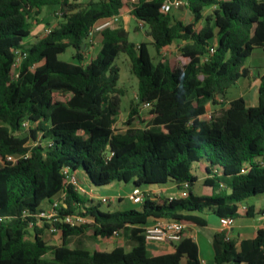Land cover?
<instances>
[{"label":"trees","instance_id":"obj_1","mask_svg":"<svg viewBox=\"0 0 264 264\" xmlns=\"http://www.w3.org/2000/svg\"><path fill=\"white\" fill-rule=\"evenodd\" d=\"M165 1L131 3L136 30L147 26L150 38L137 43L121 20L92 35L102 20L121 14L124 0H0V264H202L197 242L186 236L175 251L151 255L145 225L174 219L204 226L197 212L206 211L235 220L264 213L249 202L264 194V73L258 104L228 96L250 78L254 49L264 50V0H186L189 23L165 12ZM44 11L55 22L49 32L34 33ZM97 35L101 47L90 55ZM176 41L180 52L170 58L163 50ZM69 48L72 60L60 58ZM18 51L27 55L16 67ZM122 54L138 79L124 129L117 125L126 95ZM146 103L150 119L140 111ZM77 172L89 189L69 181V174L80 181ZM199 173L205 178L196 193ZM114 183L132 184L133 191L189 186L187 196L173 199L144 191L130 209L104 210L102 198L88 196ZM55 200H63L62 214L86 220L55 222L61 243L52 245L50 224L30 222ZM89 230L101 239L124 234L134 245H72ZM214 247L212 264H264V229L240 242L224 229Z\"/></svg>","mask_w":264,"mask_h":264},{"label":"crops","instance_id":"obj_2","mask_svg":"<svg viewBox=\"0 0 264 264\" xmlns=\"http://www.w3.org/2000/svg\"><path fill=\"white\" fill-rule=\"evenodd\" d=\"M126 5L122 9V12L120 14V20L124 23L128 18H131L133 15L131 14V3L137 1V0H124ZM172 14L177 18L181 19L186 23L192 22L194 20L193 13L188 9L186 3L178 8H174L172 10ZM126 26V25H125ZM150 39V38H149ZM101 47V43L99 45L94 44V46L90 49V55H92V51H96V53L99 51ZM180 43L174 42L172 45L164 48L163 53L167 55V52L173 51L175 54H178L180 52ZM95 53V54H96ZM247 66L251 67V73L250 78H242L239 82L240 86V93L239 96H243L249 105H256L258 104V87L260 84V78L259 75L264 73V70H258L255 68V66L251 65L247 61ZM230 98V97H229ZM231 99V98H230ZM228 102V101H227ZM210 111L214 109V106H209ZM205 178L204 174L199 173V179L198 183L195 186V192L200 193V186ZM114 187L118 186V183L111 184ZM143 191L150 192L154 195L158 196H170V195H178L179 189L176 184L174 183H168L163 186L155 185V186H147V187H141ZM91 190V191H90ZM88 196H95L96 189H90ZM133 192V189H132ZM130 193V195L132 194ZM117 200L121 204L124 202V198L122 194L117 195ZM250 204H252L256 211L261 210L264 208V194L257 196L252 201H250ZM245 206V205H241ZM244 210V208H242ZM197 214L203 218H205L208 223L207 225L200 226L195 223L186 222L187 228H186V237H191L193 240H195L199 246V255L201 261H207L210 263H213L215 258V247H214V235L218 232H221L224 230L223 226L220 223V217L214 214L212 211H206V212H197ZM160 219H150L149 222L145 225V228L153 226L156 222H158ZM264 229V214L263 213H257L255 216L247 217L242 216L236 219L235 224L228 230V233L230 237L236 238L239 242L242 239L246 238H254L258 232L259 229ZM59 234L60 233H54ZM46 237H49L51 234L48 230H45ZM120 237L123 238V240H118ZM61 238V235H60ZM101 239V238H100ZM105 241V244L107 246H99L102 249L105 250H111L115 245H123L127 250H130L134 243L128 239V237L124 234L120 236H113L110 238H103ZM129 241V244L126 245V242ZM147 250L151 255H160L164 253H170L175 251V244L174 243H162L155 240H148L147 241Z\"/></svg>","mask_w":264,"mask_h":264},{"label":"rangeland","instance_id":"obj_3","mask_svg":"<svg viewBox=\"0 0 264 264\" xmlns=\"http://www.w3.org/2000/svg\"><path fill=\"white\" fill-rule=\"evenodd\" d=\"M50 7L49 9H51ZM49 12V11H48ZM44 11L41 17H43V23L39 25L34 26V33H44L46 32V28L52 27V25L55 22V18L52 15H49V13ZM51 23L52 25H49ZM139 21L132 16L131 18H128L125 22L126 27L130 31V39L132 41H135L137 43H140L142 41H149L148 36L146 35V30L147 26H144L140 28L139 30H136V27L139 26ZM95 44L99 45V37L98 35L95 36V39L93 40ZM150 51L152 55H155L156 50L155 48L150 45ZM74 50L73 48H69L65 53L60 55V58L64 60H72V54ZM92 55L96 53V51H92ZM175 53L173 51L167 52L168 57L174 58ZM251 65L255 66L258 70H264V50L260 47L255 48L252 55L248 58L247 60ZM119 66L121 67V86L125 88L126 90V95L123 97L122 101V113L119 117L118 120V128L124 129L125 128V121L127 119V114L129 111L130 103L131 100L135 97L136 91H137V86H138V79L137 77L134 76V74L131 72V61L126 55H121L119 59L117 60ZM239 85V84H238ZM235 86L233 87L229 93L230 98H236L239 96V93L241 91L240 86ZM140 111L142 116L145 119H150L151 114H150V107L147 108L145 106L140 107ZM140 125V123H138ZM28 127L25 128L24 131L28 132ZM0 163H3L2 159H0ZM77 177L79 178V183L85 187L86 189H89L91 186V183L89 180L85 178V176L81 172H77ZM99 189H97L95 192V197L96 199H101L102 197L106 196L109 198L110 202H103L101 207L104 210H111V209H130V208H137L139 204L133 203V201L130 199V193L132 192V184H118V186H99ZM81 191V190H80ZM122 194L124 198L123 203H119L117 200V195ZM254 198H251L250 201H252ZM249 201V202H250ZM93 231L89 230L86 234L83 236H76L72 238V245H74L77 241H82L87 247L93 248L95 245L98 246H107L105 244V241L100 238H95L93 236ZM51 235L47 237L48 241L52 245H57L61 243V238L59 234H54L52 232H49ZM118 240H123L122 237ZM127 241V240H126ZM129 244V241L126 242V245Z\"/></svg>","mask_w":264,"mask_h":264},{"label":"built area","instance_id":"obj_4","mask_svg":"<svg viewBox=\"0 0 264 264\" xmlns=\"http://www.w3.org/2000/svg\"><path fill=\"white\" fill-rule=\"evenodd\" d=\"M187 3L186 0H166L162 6L163 10L165 12H171L174 8H178L182 6L183 4ZM120 21V15H114L110 18H106L102 20L100 23H98L95 27V30L93 31L92 35L94 33L100 31L101 29L112 26ZM50 29L46 28V33L49 32ZM213 50V49H212ZM18 58L15 63L16 67H19L23 58L26 57V52L18 51ZM145 107L149 108L151 107V103H146L144 105ZM207 117H210V114L207 115ZM24 128H29L30 124L25 121L23 123ZM18 157L14 155L7 156V160L9 161H15ZM3 161V160H2ZM264 163V160H262ZM66 173H68V170H65ZM69 181L75 185L77 190L83 191V187L78 182V179L74 176L69 174L68 175ZM189 184L185 183L184 189L179 191L180 196L185 197L188 194V188ZM178 195H170V198L173 199L177 197ZM144 197V191L140 188L135 189L132 194L130 195V199L135 204H139L143 201ZM64 198V197H63ZM103 202H109V198L104 196L102 197ZM61 202L63 200H55L52 203H49L48 205H45L41 208V210L37 214V221H31L30 227L33 228L35 225L44 226L45 223H49L50 227L46 228L49 232L56 233L58 231L57 227L55 226V222H64L71 225L80 224L86 220L84 216H81L79 214H62L60 211L61 208ZM242 208H245V206H241ZM264 214V213H263ZM4 220V217L0 215V222ZM235 218L231 216L227 217H220V223L223 226L224 229L229 230L234 224H235ZM187 225L184 222H181L179 220L174 219H160L158 222H156L153 226L147 227L145 231L146 238L148 240H155L162 243H175L180 240H182L186 233ZM202 264H212L207 261H202Z\"/></svg>","mask_w":264,"mask_h":264}]
</instances>
